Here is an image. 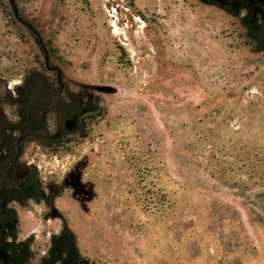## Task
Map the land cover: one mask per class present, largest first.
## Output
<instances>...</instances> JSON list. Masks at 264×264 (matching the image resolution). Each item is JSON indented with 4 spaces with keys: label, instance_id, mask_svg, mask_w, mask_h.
<instances>
[{
    "label": "rangeland",
    "instance_id": "obj_1",
    "mask_svg": "<svg viewBox=\"0 0 264 264\" xmlns=\"http://www.w3.org/2000/svg\"><path fill=\"white\" fill-rule=\"evenodd\" d=\"M14 2L25 23L0 0L1 92L55 80L47 55L86 108L53 146L23 145L39 183L14 204L28 264L63 228L89 264H264V46L240 16L199 0Z\"/></svg>",
    "mask_w": 264,
    "mask_h": 264
},
{
    "label": "flooded vegetation",
    "instance_id": "obj_2",
    "mask_svg": "<svg viewBox=\"0 0 264 264\" xmlns=\"http://www.w3.org/2000/svg\"><path fill=\"white\" fill-rule=\"evenodd\" d=\"M199 1L226 12L227 9L236 12L233 15H239L242 24L246 18L254 33L253 40L264 46V0ZM46 68L56 77L52 80L40 73L49 88L42 106L39 100L42 94L39 96L33 79L27 76L13 91L1 92L0 78V264L5 259L6 238L13 233L16 222L14 204L24 203L39 191L36 173L20 159L24 143L38 141L41 145L53 146L78 128L86 110L83 103L67 99L68 88L61 81L60 70L49 63ZM3 104L13 108L16 120L5 115Z\"/></svg>",
    "mask_w": 264,
    "mask_h": 264
},
{
    "label": "trees",
    "instance_id": "obj_3",
    "mask_svg": "<svg viewBox=\"0 0 264 264\" xmlns=\"http://www.w3.org/2000/svg\"><path fill=\"white\" fill-rule=\"evenodd\" d=\"M202 1L208 2V0ZM227 13L237 14L236 12L230 11V9H227ZM243 24L248 29V34L251 39H254L253 30L250 28V23L246 21V18ZM28 77L34 80L33 84L36 86L39 96L40 93L42 94L39 98L40 105L42 106V101H45L47 98L45 94L49 91L48 84L39 72H31ZM38 198H41V196ZM11 237V241L5 242L3 251L5 259L2 264H28L31 256L30 240L14 241V233L11 234ZM35 264H89V261L81 255L73 231L69 228H63L57 234L51 236L46 255L42 256Z\"/></svg>",
    "mask_w": 264,
    "mask_h": 264
},
{
    "label": "water",
    "instance_id": "obj_4",
    "mask_svg": "<svg viewBox=\"0 0 264 264\" xmlns=\"http://www.w3.org/2000/svg\"><path fill=\"white\" fill-rule=\"evenodd\" d=\"M9 1V3H10V6H11V8H12V11H13V14H14V16H15V18L17 19V20H19V21H22L21 19H20V17H19V15H18V12H17V8H16V6H15V2H14V0H8ZM23 23H25L24 21H22ZM27 25H28V23H27ZM30 27V26H29ZM31 28V27H30ZM32 29V28H31ZM44 60H45V65H46V67H48V56L46 55L45 57H44ZM69 128H72L71 126H69Z\"/></svg>",
    "mask_w": 264,
    "mask_h": 264
}]
</instances>
